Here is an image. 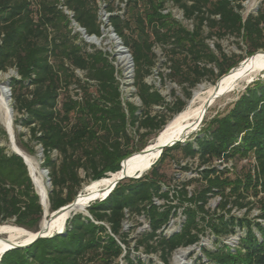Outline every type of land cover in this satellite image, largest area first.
Wrapping results in <instances>:
<instances>
[{"label": "trees", "instance_id": "obj_1", "mask_svg": "<svg viewBox=\"0 0 264 264\" xmlns=\"http://www.w3.org/2000/svg\"><path fill=\"white\" fill-rule=\"evenodd\" d=\"M117 1L116 6L107 4L109 24L133 59L134 88L141 107L124 106L115 65L103 51H87L72 29L74 21L88 36H102L96 0H0V72L14 69L17 73L10 87L12 109L21 117L14 124L29 133L25 141L26 133L17 132L16 143L30 155L36 154V147L42 149V167L52 185L48 197L52 213L79 194L85 182L81 170L90 181H99L119 172L125 159L131 156L129 163L149 145L133 147L130 127L137 134L144 130L158 137L168 124L166 117L151 114L154 107H169L146 81L156 66V46L166 54L169 78L187 85L188 97L189 90L209 76L215 78V85L240 63L232 61L219 43L216 54L208 40H239L247 58L264 51V7L244 17L240 11L246 0ZM168 1L193 23L192 30L163 13ZM121 3L126 8L123 15L115 13ZM212 65L218 73L208 67ZM77 70L86 73L84 81ZM185 107L186 102L177 98L171 111L178 115ZM3 141L8 143L9 136L0 123V225L13 223L35 232L44 209L23 159L8 153ZM54 153L59 159H54ZM186 159L198 161V178L171 196V189L164 190L168 180L163 169ZM236 160H248V164L232 178ZM229 162H233L231 169H219ZM193 182L200 187L190 194L187 187ZM211 197L220 198L212 215L206 208ZM250 198L260 208L253 219H249L254 205ZM156 199L166 204L157 205ZM180 208L185 216L181 230L164 235ZM233 209L246 210L245 216L232 215ZM87 210L89 216L78 213L67 221L65 234L11 250L0 264H118L122 257L127 264H142L132 259L127 235L122 233L128 213L144 215L150 228L137 241L136 250L159 253L164 264H170L178 249L199 244L207 231L217 238L218 247L203 249L199 264H206L204 260L264 264V225L258 221L264 220V78L249 84L226 114L204 121L193 140L166 148L142 178L125 179L107 199ZM238 229L244 236L237 247L222 243Z\"/></svg>", "mask_w": 264, "mask_h": 264}, {"label": "rangeland", "instance_id": "obj_2", "mask_svg": "<svg viewBox=\"0 0 264 264\" xmlns=\"http://www.w3.org/2000/svg\"><path fill=\"white\" fill-rule=\"evenodd\" d=\"M96 1L99 5L98 14H99L100 23L102 25V28H101L102 36L99 38L101 40V43L97 45L93 42H88L85 39L83 33L79 31V27H76L73 24H72V29L74 33L79 34L78 43L81 44L87 51L94 52L96 50H101L106 54L109 60L115 65L117 69V79L120 82V89L122 93V100L124 102V106H126L127 103H133L136 106L141 107V102L136 96V90L134 88L135 68H134L133 59L128 49H126L123 46L121 39L115 34V32L113 31L112 27L109 24L110 14L107 10V4H110L112 2L114 3V6H116L118 4V1L117 0H113V1L112 0H96ZM262 7H264V0H246L243 3V8L240 12L244 17H247L250 14H258L259 10L262 9ZM119 9H120L119 11L118 9H116L115 13L123 15L126 10L125 6L120 5ZM166 10L174 19L180 22L185 28H187L188 30L193 29V23L191 21L186 20L184 17L183 11L178 6L174 5L171 1H168V3L166 4ZM207 43L210 46V48L216 52V54H218V51L215 45L216 43H219L224 53L228 57H232V61H240L241 63L243 60L247 59L246 47L241 42H239V40H236L234 38H226V39H223L222 41L208 40ZM154 51L156 54V66L153 70L152 75H150L146 79V81L149 85L153 86L157 91L161 93V95L165 98L166 104H168L169 107H166V106L154 107L152 109L151 114L161 115L163 117H166L167 119H169L168 121L169 123L177 116V115H173L171 111V109L175 107L177 98H180L182 101L186 102V107L184 111L189 107L196 108L198 106V100L195 101V94L199 93L200 98L203 97L205 90H207L211 86L216 85V84L215 85L212 84L215 78H213V76H209V78H206L205 80H203V82L199 84L196 88L189 90L190 97H188L184 89L185 87H187V85H185V87L180 86L176 84L175 82L171 81V79L169 78L168 75L170 71L168 69V60H167L166 54L164 50L162 49V47L156 46L154 48ZM242 58L243 60H241ZM208 67L214 68L215 73H218V70L215 66L212 65ZM9 73H12L11 78L9 79V82H11L13 78L17 77V73L14 69H11L4 74H9ZM76 75L83 81L85 80V77H86L85 72L77 70ZM253 78H255V80H257L258 78H264V72H261L260 74L256 75ZM0 80H1L0 83H6L8 81V79H5V78H1ZM218 80L216 82H218ZM247 84L248 82L241 85L238 91L228 95L227 97L222 98L213 107H211L207 116L205 117V121L209 122L212 118L216 116L226 114L227 111L231 108L232 104L238 99L239 95L245 90ZM10 107H13L12 99L10 100ZM20 117L21 116L18 113L13 112L15 142H16L17 132L26 133L27 136L25 137V141L29 139L28 130L21 126L16 127L14 124L15 120ZM0 123H1V126L4 128L1 122V116H0ZM5 131L7 132L6 129ZM129 133L134 139L133 147L135 148L142 146L144 143L151 144L157 138L155 134H146L144 130H142L140 134H137L135 132V129L131 127L129 128ZM143 134L144 136H142ZM195 136L192 138V140L195 138ZM2 145L7 147L8 153H12L10 141L8 143L3 141ZM19 148L23 150L21 147ZM27 154L30 155L29 153ZM30 156L33 157L37 161L38 167L41 170H43L42 149L39 146L36 147V154L30 155ZM53 157L56 160L59 159V156L57 153H54ZM179 157L180 155L177 154V158ZM244 166H246L245 163L243 164L239 162L238 160L234 161L235 174L232 175L231 177L233 178L239 174H242V170H243L242 168ZM197 171H198V161L191 160V159L182 160L180 164H176L172 166L170 165V166L165 167L163 169V172L165 173L168 182L165 184L164 190L167 191L168 189H171L170 191H171V196H172L174 194V191L181 189L182 186L188 183L191 179H197L198 178ZM79 174H80L81 179L85 180V182L82 184V187L79 191L80 193L83 190L84 186L91 183L92 181L88 179V177L85 175V172L83 170H81ZM45 178L44 179L47 182L49 176L46 175ZM199 187H200L199 183L193 182L187 187V190L190 194H193L197 189H199ZM34 188H35V191L37 192L35 185H34ZM51 190H52V185L50 181L49 182V193ZM249 200H251L254 203L252 207L253 210L251 211L249 215V219H253L260 214V208L257 204L256 199L250 198ZM177 203H178V200L174 199V204H177ZM156 204L164 205L166 204V202L164 200L156 199ZM219 204H220L219 197H211L206 208L212 215L217 210ZM47 209H48V213L51 214L52 212L50 211L49 201H48ZM245 213H246V210H237V209L232 210V215L238 218H243L245 216ZM184 223H185V216L183 214V208H180L177 211V215L171 219L170 223L168 224V227L164 230V235L172 236L173 234L179 232ZM4 225L16 226L13 223H6ZM16 227H19V226H16ZM149 231H150L149 224H148L147 218L144 215L132 216L129 213L127 214V218L123 223L122 233L127 235V240L129 241L130 247H131L132 259L136 263L138 262V260H141L142 264H164L161 260L159 253L147 255L143 248L136 250L137 241L142 237L143 234ZM31 232H34V231H31ZM243 236H244V231L238 229L236 235L223 238L222 243L227 244L232 248H235L238 246L239 241L241 237ZM216 240L217 238H215L210 233V231H207L205 235L201 236V241L199 242V244L192 246V247H188V248L178 249L170 258V264H180L176 261L175 257H176V254L181 251L189 252L186 259L184 260V264H199L200 263L199 259L203 258V251H202L203 249L213 250V251L217 249L218 245L216 243ZM3 252H0V255ZM203 262L208 264L206 260H204ZM117 263L127 264L124 257L120 258L117 261Z\"/></svg>", "mask_w": 264, "mask_h": 264}, {"label": "bare ground", "instance_id": "obj_3", "mask_svg": "<svg viewBox=\"0 0 264 264\" xmlns=\"http://www.w3.org/2000/svg\"><path fill=\"white\" fill-rule=\"evenodd\" d=\"M85 37V35H84ZM88 42H93L97 45L101 43L99 38H88L85 37ZM125 53V52H124ZM259 54V53H258ZM257 54V55H258ZM256 55V56H257ZM253 57L249 59L243 60L236 70L224 76L222 78L221 89L222 91H226L225 95L217 98L213 101L212 105L206 110V104L212 98L215 90V86L209 87L205 90L203 97L200 98L199 93L195 94V101L198 100V106L196 108L189 107L182 113L178 114L171 122H169L166 127L160 132V140L157 142L159 144H164L168 142L170 139L184 135L193 131L196 127H198L200 121L203 117H206L210 108L213 107L219 100L228 95L235 93L241 87V85L249 82L253 77L264 72V55ZM12 73L4 74L0 73V79L11 78ZM1 81V80H0ZM7 81V82H8ZM195 106V105H194ZM0 116L1 122L4 128L11 133L14 134V125L10 115V94L7 89L6 83H0ZM197 132V131H196ZM158 136V137H159ZM157 137V138H158ZM156 144V140L149 144L147 147H153ZM14 151L21 153L22 156L25 157L28 167L32 176V179L35 183V187L37 189V193L41 199V202L44 206H46V212L48 211V194H49V181H45L46 174L38 167L37 161L28 155L23 150H19L11 145V149ZM158 152L154 151L149 154H141L137 153L135 157H133L129 163L125 165L128 168V171L133 174L135 171L139 169H144L148 167L151 163L155 162L158 157ZM130 159V158H129ZM128 159V160H129ZM149 170H146L147 173ZM119 177L117 175H109L107 178L101 179L96 182H91L84 186L83 190L80 192L78 196V204L74 209H65L60 216L54 220V218L50 221L52 228H57L61 230L64 228L66 222L74 213L86 212V207L90 203L93 198L99 196L100 193L108 190L114 181ZM45 178V179H44ZM71 219V218H70ZM49 216L42 221V225L48 223ZM26 229L16 226L9 225H0V252L9 249L14 243H24L29 241L32 238L31 233H27ZM31 232V231H29ZM33 233V232H32ZM189 252L181 251L176 254V261L180 264H184V260L186 259Z\"/></svg>", "mask_w": 264, "mask_h": 264}, {"label": "water", "instance_id": "obj_4", "mask_svg": "<svg viewBox=\"0 0 264 264\" xmlns=\"http://www.w3.org/2000/svg\"><path fill=\"white\" fill-rule=\"evenodd\" d=\"M79 31L83 33V35H85V37H88V38H97L96 36H88L85 31L82 29V28H79ZM258 53H261L264 55V51L260 50L258 51L257 53H255L253 56L249 57V58H253L255 57ZM247 58V59H249ZM246 59V60H247ZM239 66V65H238ZM237 66V67H238ZM237 67L233 68L228 74H230L231 72H233L234 70L237 69ZM228 74L224 75V76H227ZM223 76V77H224ZM221 77L218 82L216 83L215 85V90H214V94L212 96V98L209 100V102L206 104V110L212 105L213 101L216 100L217 98L225 95L226 91H222L221 89V83H222V78ZM255 81V78H252L247 86L251 83H253ZM6 85H7V89L9 91V94H10V100L12 99V95H11V87H10V82H6ZM246 86V87H247ZM13 109L12 107H10V115H11V119H12V122H13ZM204 121H205V117L202 118V120L200 121L198 127H196L193 131H190L189 133H186L184 135H181V136H178V137H175V138H172L170 139L168 142L164 143V144H159L157 143L159 140H160V136L158 138H156V144L153 146V147H146L145 149L141 150L140 152H137V153H141V154H149V153H153L154 151H157L159 154H158V157L156 159L155 162L151 163L148 167L144 168V169H139L137 171H135L133 174H131L129 171H128V168L125 167V165L127 164V161L128 159L131 157H128L127 159H125L122 164H121V170L117 173H110L111 175H117L119 174V177L114 181V183L112 184V186L99 194L98 197L96 198H93L90 203L87 205L86 207V212H81L82 214L86 215V216H89L88 214V208L90 207L91 204L93 203H96L97 201H104L105 199H107L109 197V195L114 191V189L117 187V185L119 183H121L122 181H124L125 179H140L142 178L145 174H146V170H150L155 164L156 162L160 159L162 153L164 152V150L166 148H172L174 147L175 145L177 144H186L188 141H191L192 138L196 135V133H198L199 131H201V128L203 127L204 125ZM198 130V132H196ZM7 134L9 135V141H10V144L19 149L20 148L16 145V142H15V136L13 133L10 134L9 131H7ZM12 153H14L15 155L21 157L24 161V164L27 166L28 168V171H29V176L32 180V183L33 185H35L33 179H32V176H31V173H30V170H29V167H28V163L25 159L24 156H22L21 153H18L16 151L13 150L12 148ZM43 156V155H42ZM43 163V162H42ZM46 175H48V171L43 169L42 170ZM109 174V175H110ZM48 181L50 182V179L48 178ZM37 193V192H36ZM38 194V193H37ZM50 194V193H49ZM49 194H48V197H49ZM80 195V193L76 196V198L73 200L72 203H70L69 205L67 206H64L62 208H60L58 211L56 212H53L51 214L48 213V211L46 212V206H44L41 202V199H40V203L44 209V217L43 219L47 218L49 216V220H48V223L42 225V222L39 226V229L35 232H29L28 230H25L27 233H31L33 236L32 238L27 241V242H24V243H14L11 245V247L9 249H6L1 255H0V261H1V258L3 257V255L11 250H15V249H25V248H28L30 246H32L34 243H36L37 241L41 240V239H49V238H53L54 236L56 235H63L65 234V229H66V224L64 226V228H62L61 230L59 229V227L57 228H52L51 227V223L50 222L53 218L54 220L57 219L65 209L69 208V209H74L77 204H78V196ZM39 196V195H38ZM40 198V197H39ZM78 213H74L70 218H72L73 216L77 215ZM69 218V219H70ZM67 223V222H66Z\"/></svg>", "mask_w": 264, "mask_h": 264}, {"label": "built area", "instance_id": "obj_5", "mask_svg": "<svg viewBox=\"0 0 264 264\" xmlns=\"http://www.w3.org/2000/svg\"><path fill=\"white\" fill-rule=\"evenodd\" d=\"M120 5H123V6H125V3H121ZM68 15H70L71 17L73 16L72 15V13H70L69 11H65ZM163 13H165V14H167L168 12H167V10H165ZM120 15H122V14H120ZM72 24L74 25V26H76V27H79L74 21L72 22ZM80 28V27H79ZM243 164L245 163V164H248V160H244L243 162H242ZM232 166H233V162H229V163H226V164H223L222 166H219V169H223V168H225V167H227L228 169H231L232 168ZM260 223H263V225H264V220H258Z\"/></svg>", "mask_w": 264, "mask_h": 264}]
</instances>
